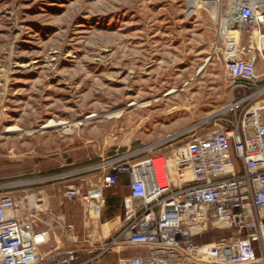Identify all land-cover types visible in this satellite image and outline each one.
Here are the masks:
<instances>
[{"label": "rangeland", "instance_id": "374dc122", "mask_svg": "<svg viewBox=\"0 0 264 264\" xmlns=\"http://www.w3.org/2000/svg\"><path fill=\"white\" fill-rule=\"evenodd\" d=\"M187 11L188 0H0V193L33 195L41 229L71 224V248L92 252L89 264L119 251L128 189L119 180L103 190L89 218L63 192L99 173L78 172L116 153L166 158L238 98L220 39L230 15ZM49 123L60 125L42 129Z\"/></svg>", "mask_w": 264, "mask_h": 264}, {"label": "built area", "instance_id": "2783aa9c", "mask_svg": "<svg viewBox=\"0 0 264 264\" xmlns=\"http://www.w3.org/2000/svg\"><path fill=\"white\" fill-rule=\"evenodd\" d=\"M201 2L198 9L213 5L202 9L210 19L237 9L242 27L230 22L229 37L220 32V39L238 98L212 126L182 137L179 163L190 180L173 185L165 156L116 153L78 172L99 173L97 184L84 177L64 188V198L91 218L104 206L103 190L127 178L129 216L119 251L142 252L118 264H264V73L256 72L258 61L264 64V0H236L228 9L225 0ZM39 207L33 195L0 193V264H89L92 252L71 248L78 242L71 224L39 228Z\"/></svg>", "mask_w": 264, "mask_h": 264}, {"label": "bare ground", "instance_id": "6f19581e", "mask_svg": "<svg viewBox=\"0 0 264 264\" xmlns=\"http://www.w3.org/2000/svg\"><path fill=\"white\" fill-rule=\"evenodd\" d=\"M199 2H200V0H197V2H195L194 0H192V1L190 0V2H188V11L186 12L187 13L186 14V18L187 19H190V18L195 17V16H199V9L198 8H199V6H202V4H203V2H201L200 4H199ZM207 6H208V9H205V7H207ZM209 8L213 9V5L212 4H208L206 6L203 5V7H200L201 10L202 9L210 10ZM212 17H214V16H212ZM215 18L218 19V17H215ZM230 22H237L239 27L240 28L242 27V23L239 20L237 9L232 10L231 13H230L229 18L226 19V20H223V25H222L223 31H222V33H223V35H225L226 38L229 37L228 25L230 24ZM225 23H226V27H224ZM236 35L237 34H235V36H234L235 40L237 39ZM92 117H95V116H91L89 118L91 119ZM59 125L60 124L49 123V124L45 125L42 129H46V130L53 129V128L58 127ZM16 128H6V129H4L3 133L16 132V131H18V129H16ZM183 157H184V152H182L181 150H176V151L172 152L170 155L166 156V160H167L168 166H170V169L172 171L173 179H175V180H177L179 182L178 184H174L173 180L170 177L173 185H176V186L180 185V184H183V183H186V182H188L190 180L189 175H188V178L185 179V180L182 178V176H183V174L185 172V168L180 165L179 160L182 159Z\"/></svg>", "mask_w": 264, "mask_h": 264}, {"label": "crops", "instance_id": "0c3cea01", "mask_svg": "<svg viewBox=\"0 0 264 264\" xmlns=\"http://www.w3.org/2000/svg\"><path fill=\"white\" fill-rule=\"evenodd\" d=\"M119 180L127 183V178L125 176H122ZM141 252L142 251L140 249H126L124 251H118V252H115V257L110 262L115 263V261L118 262L120 258L135 256V255L140 254ZM45 253H46V248H45ZM110 262L108 261L106 262V264H110Z\"/></svg>", "mask_w": 264, "mask_h": 264}, {"label": "water", "instance_id": "95a60500", "mask_svg": "<svg viewBox=\"0 0 264 264\" xmlns=\"http://www.w3.org/2000/svg\"><path fill=\"white\" fill-rule=\"evenodd\" d=\"M234 27H237V24L236 23H234V25H233Z\"/></svg>", "mask_w": 264, "mask_h": 264}]
</instances>
